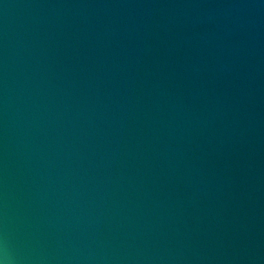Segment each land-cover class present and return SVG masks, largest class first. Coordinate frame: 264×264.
<instances>
[{"label":"water","instance_id":"95a60500","mask_svg":"<svg viewBox=\"0 0 264 264\" xmlns=\"http://www.w3.org/2000/svg\"><path fill=\"white\" fill-rule=\"evenodd\" d=\"M0 264H264V0H0Z\"/></svg>","mask_w":264,"mask_h":264}]
</instances>
